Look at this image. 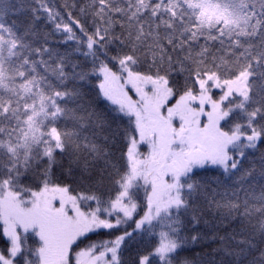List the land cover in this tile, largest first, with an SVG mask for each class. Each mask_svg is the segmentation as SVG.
I'll list each match as a JSON object with an SVG mask.
<instances>
[{
    "label": "snow or ice",
    "instance_id": "obj_1",
    "mask_svg": "<svg viewBox=\"0 0 264 264\" xmlns=\"http://www.w3.org/2000/svg\"><path fill=\"white\" fill-rule=\"evenodd\" d=\"M0 240L264 264V0H0Z\"/></svg>",
    "mask_w": 264,
    "mask_h": 264
},
{
    "label": "trees",
    "instance_id": "obj_2",
    "mask_svg": "<svg viewBox=\"0 0 264 264\" xmlns=\"http://www.w3.org/2000/svg\"><path fill=\"white\" fill-rule=\"evenodd\" d=\"M2 243H3V241L0 240V244H2ZM150 247H151L150 243L146 242L144 245L141 246V251L146 252Z\"/></svg>",
    "mask_w": 264,
    "mask_h": 264
}]
</instances>
